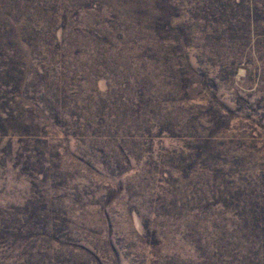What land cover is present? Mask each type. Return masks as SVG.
I'll list each match as a JSON object with an SVG mask.
<instances>
[{
	"label": "rangeland",
	"instance_id": "obj_1",
	"mask_svg": "<svg viewBox=\"0 0 264 264\" xmlns=\"http://www.w3.org/2000/svg\"><path fill=\"white\" fill-rule=\"evenodd\" d=\"M0 264H264V0H0Z\"/></svg>",
	"mask_w": 264,
	"mask_h": 264
}]
</instances>
